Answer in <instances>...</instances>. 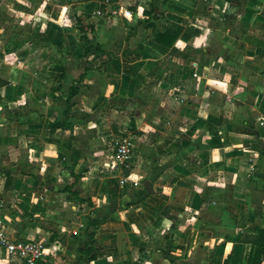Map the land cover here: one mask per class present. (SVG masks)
<instances>
[{
  "label": "crops",
  "instance_id": "crops-1",
  "mask_svg": "<svg viewBox=\"0 0 264 264\" xmlns=\"http://www.w3.org/2000/svg\"><path fill=\"white\" fill-rule=\"evenodd\" d=\"M61 1L31 13L0 0V151L23 153L22 166L11 162L13 190L23 191L14 204L46 223L78 214L86 235L110 246L92 264H245L240 238L264 229V151L255 148L264 143V0H140L142 17H156L127 39L113 19L131 40L82 66L80 79L56 54L71 38ZM147 29L150 43L139 38ZM161 33L172 51L152 49ZM110 35L96 38L101 49L112 51ZM126 129L128 173L106 151ZM127 177L136 186L120 185ZM2 216L1 232L15 238Z\"/></svg>",
  "mask_w": 264,
  "mask_h": 264
},
{
  "label": "rangeland",
  "instance_id": "rangeland-1",
  "mask_svg": "<svg viewBox=\"0 0 264 264\" xmlns=\"http://www.w3.org/2000/svg\"><path fill=\"white\" fill-rule=\"evenodd\" d=\"M140 0H62L61 1V7L65 8L64 15H63V35L64 36H70L71 38L68 41H64L65 44L58 46L56 49V54L60 58H69L73 60L74 62V71L73 72L75 79L81 75L83 68H86L87 65L90 66H97L101 61L105 60V58L108 56V53L113 52L116 56L120 55L122 52H124V47L126 43L128 44V41L125 39L126 32L128 28L132 27L136 22H142L149 20V17L144 16L142 17L141 11H143V4L139 2ZM147 2L151 0H141V2ZM5 2H11L15 7H25L31 10V13L34 12L37 8L41 5V0H5ZM51 2V1H50ZM48 2V6L46 8H51V6L54 4V2ZM154 5L150 6L155 7L161 2L162 5H168V0L160 1V0H153ZM50 3V4H49ZM148 8V7H146ZM148 10V9H147ZM128 11L129 16L123 17V12ZM136 13V14H135ZM33 16V15H32ZM38 17V16H37ZM125 18V19H124ZM127 18V20H126ZM45 19V18H44ZM42 19V20H44ZM113 19H117L116 24H122L125 28V35H122L123 33L121 30H117L116 28H113L112 21ZM130 19V20H129ZM29 25L36 22L37 24L40 23L39 21H33L32 19H29ZM121 29V28H120ZM32 32V31H31ZM37 32V31H36ZM107 32H110V39L112 41L113 46H110L112 48V51L108 49L107 47H103V45H100L96 43V38L100 39V42H102V38H104L107 35ZM41 33V32H37ZM43 35V33H42ZM154 34L151 35L150 31L144 30V32L141 33L140 39L144 41V43H150L154 38ZM4 46L1 47L2 50H4L5 56L9 53L10 56L13 55V47L7 45V41H3ZM38 43L41 44L43 47L44 44L47 43V41L41 39L38 41ZM48 47V46H46ZM48 53L51 55H55L52 49L48 48ZM108 52V53H107ZM39 50H35L33 54H38ZM101 53L99 56H96V54ZM107 53V54H106ZM33 56V55H32ZM59 61V59H58ZM60 65V61L57 63ZM93 67H91L93 69ZM58 73L55 74V79L53 82L56 84V80L58 78ZM74 80V79H73ZM1 117V116H0ZM13 118V117H11ZM5 119L1 117V120ZM112 128V127H110ZM130 133V135H129ZM134 131L133 129H126L124 133H117L116 138L118 137H129L131 141L134 143V140L132 139ZM113 139V140H114ZM109 142V144L106 147L107 153H112V142ZM263 145V146H262ZM262 145H255V148H257V151H264V143ZM14 146H17V143H15ZM18 157L12 153L11 158L7 156L6 153H4L2 150L0 151V212L2 215L9 217L10 219V226L9 228L12 230H15L16 239H23V240H35L38 241L44 245H46V256L43 261L39 262L38 264H83L81 261H78L80 257L79 251L84 248V246L88 243L89 239L85 233L84 227H80L78 224H80V221L82 218H77L78 214L76 216L66 217V214H61L63 216V221L61 223H56L53 221L41 222V217L38 212H34L31 214H26L23 211H20V208L14 204L15 200L17 199V195L22 197L23 191H20V188L16 191L13 190L14 186V180L16 177H14L13 170L11 168V162L19 161L21 166L23 165L22 162V150L18 151ZM20 157V158H19ZM128 165L122 166V171L124 173H128ZM12 173H11V171ZM6 178V180H5ZM6 182V184H5ZM130 183V182H129ZM6 185V187H5ZM4 202L5 204L1 203ZM8 204V206H7ZM25 208V207H24ZM23 208V209H24ZM26 209V208H25ZM225 210H229V207H225ZM38 210V209H37ZM80 209L81 214H84L86 212ZM41 211H44L41 209ZM64 211H62L63 213ZM45 213V212H44ZM231 214V212H230ZM88 215V214H87ZM87 215L84 216V218H88ZM6 220V219H5ZM86 222V221H85ZM84 224V223H83ZM22 225V227H20ZM85 226V224L83 225ZM42 231V233L38 234L36 231ZM257 229V228H256ZM17 230V231H16ZM76 231V235H72V231ZM34 232L38 235L35 237H26L25 233H31ZM48 233V234H47ZM93 244H96L95 251L93 252V256L95 259H98L99 257H103L105 252L104 250L109 248L110 246L105 247L103 245L102 240L99 241H92ZM114 246V245H112ZM4 253L0 251V264L2 263L4 258ZM92 264V263H91ZM264 264V263H263Z\"/></svg>",
  "mask_w": 264,
  "mask_h": 264
},
{
  "label": "built area",
  "instance_id": "built-area-1",
  "mask_svg": "<svg viewBox=\"0 0 264 264\" xmlns=\"http://www.w3.org/2000/svg\"><path fill=\"white\" fill-rule=\"evenodd\" d=\"M129 12L124 11L123 17H128ZM112 153L109 159L118 169L123 165H129L130 159L134 153V143L129 137H118L112 142ZM130 182L136 186V182L128 177L119 181L120 185H126ZM4 217L0 212V248L4 253V264H38L43 261L46 256V245L33 240L16 239L13 236H6L1 232ZM72 235H76L74 230Z\"/></svg>",
  "mask_w": 264,
  "mask_h": 264
},
{
  "label": "trees",
  "instance_id": "trees-1",
  "mask_svg": "<svg viewBox=\"0 0 264 264\" xmlns=\"http://www.w3.org/2000/svg\"><path fill=\"white\" fill-rule=\"evenodd\" d=\"M227 3H237V0H222ZM146 16L149 18H154L156 16L152 15L151 11H147ZM147 21H142V22H136V24L130 28H128L127 34H126V39L128 37H132L135 34V27L138 25H143V23H147ZM146 27H152L151 23H148ZM174 38L168 36L165 33H161L158 36L157 43L152 44V49H154L156 52L163 54L167 50L172 51V46L174 44ZM81 78V75L78 77V79ZM74 83H77V81L73 82L71 86L68 89L67 92V99L66 101L70 100L73 95L76 93V88L74 87ZM6 180V178H5ZM6 184V182H5ZM6 187V185H5ZM89 226L94 225L92 221L87 222ZM89 241L88 243L82 248L79 253L80 257L78 261H81L83 264H90L92 261H94V256L93 252L95 251V247L92 243V234L87 235ZM240 242L243 244H248L250 251L248 258L245 262V264H261L262 260L264 259V229H256L255 232L252 235H246L242 236L240 238Z\"/></svg>",
  "mask_w": 264,
  "mask_h": 264
},
{
  "label": "water",
  "instance_id": "water-1",
  "mask_svg": "<svg viewBox=\"0 0 264 264\" xmlns=\"http://www.w3.org/2000/svg\"><path fill=\"white\" fill-rule=\"evenodd\" d=\"M126 47V46H125Z\"/></svg>",
  "mask_w": 264,
  "mask_h": 264
}]
</instances>
